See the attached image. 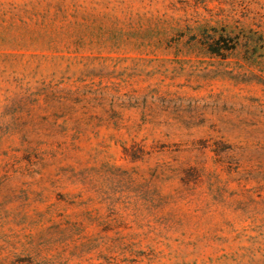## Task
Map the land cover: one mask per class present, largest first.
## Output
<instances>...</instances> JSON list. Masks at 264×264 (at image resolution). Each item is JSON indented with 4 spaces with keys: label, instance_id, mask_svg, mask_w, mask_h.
Wrapping results in <instances>:
<instances>
[{
    "label": "rangeland",
    "instance_id": "374dc122",
    "mask_svg": "<svg viewBox=\"0 0 264 264\" xmlns=\"http://www.w3.org/2000/svg\"><path fill=\"white\" fill-rule=\"evenodd\" d=\"M0 264H264V0H0Z\"/></svg>",
    "mask_w": 264,
    "mask_h": 264
}]
</instances>
